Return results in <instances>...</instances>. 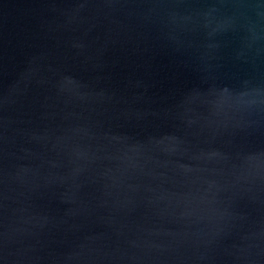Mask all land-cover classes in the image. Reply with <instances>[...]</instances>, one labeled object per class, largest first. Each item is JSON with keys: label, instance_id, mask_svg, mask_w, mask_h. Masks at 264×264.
Here are the masks:
<instances>
[{"label": "water", "instance_id": "obj_1", "mask_svg": "<svg viewBox=\"0 0 264 264\" xmlns=\"http://www.w3.org/2000/svg\"><path fill=\"white\" fill-rule=\"evenodd\" d=\"M0 264H264V0H0Z\"/></svg>", "mask_w": 264, "mask_h": 264}]
</instances>
